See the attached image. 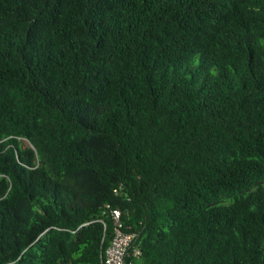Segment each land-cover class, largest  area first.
<instances>
[{"label":"trees","instance_id":"trees-1","mask_svg":"<svg viewBox=\"0 0 264 264\" xmlns=\"http://www.w3.org/2000/svg\"><path fill=\"white\" fill-rule=\"evenodd\" d=\"M114 210L264 264V0H0V264H105Z\"/></svg>","mask_w":264,"mask_h":264},{"label":"built area","instance_id":"built-area-1","mask_svg":"<svg viewBox=\"0 0 264 264\" xmlns=\"http://www.w3.org/2000/svg\"><path fill=\"white\" fill-rule=\"evenodd\" d=\"M112 213L118 229L111 245L106 250L105 264H134L133 261H128V259H138L142 254L140 248L134 247L136 235L121 231V213L119 210H114ZM131 250H133L132 253L130 252Z\"/></svg>","mask_w":264,"mask_h":264},{"label":"rangeland","instance_id":"rangeland-1","mask_svg":"<svg viewBox=\"0 0 264 264\" xmlns=\"http://www.w3.org/2000/svg\"><path fill=\"white\" fill-rule=\"evenodd\" d=\"M25 143H26V145L28 144V142H27V141H25Z\"/></svg>","mask_w":264,"mask_h":264}]
</instances>
